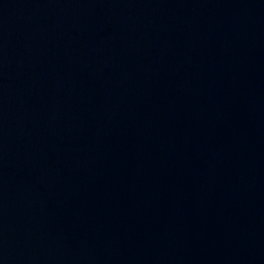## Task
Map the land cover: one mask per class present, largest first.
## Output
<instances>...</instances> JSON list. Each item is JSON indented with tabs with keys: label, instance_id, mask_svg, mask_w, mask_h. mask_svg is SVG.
<instances>
[{
	"label": "water",
	"instance_id": "1",
	"mask_svg": "<svg viewBox=\"0 0 264 264\" xmlns=\"http://www.w3.org/2000/svg\"><path fill=\"white\" fill-rule=\"evenodd\" d=\"M0 264H264V0H0Z\"/></svg>",
	"mask_w": 264,
	"mask_h": 264
}]
</instances>
